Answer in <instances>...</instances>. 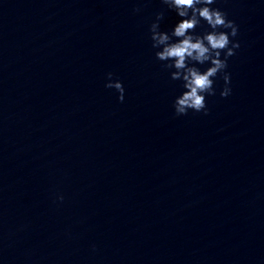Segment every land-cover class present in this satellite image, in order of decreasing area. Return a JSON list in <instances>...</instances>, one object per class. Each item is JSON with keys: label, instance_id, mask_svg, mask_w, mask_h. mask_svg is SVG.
Returning a JSON list of instances; mask_svg holds the SVG:
<instances>
[{"label": "water", "instance_id": "1", "mask_svg": "<svg viewBox=\"0 0 264 264\" xmlns=\"http://www.w3.org/2000/svg\"><path fill=\"white\" fill-rule=\"evenodd\" d=\"M217 4L232 91L177 115L162 0H0V176L66 264H264V0Z\"/></svg>", "mask_w": 264, "mask_h": 264}, {"label": "clouds", "instance_id": "2", "mask_svg": "<svg viewBox=\"0 0 264 264\" xmlns=\"http://www.w3.org/2000/svg\"><path fill=\"white\" fill-rule=\"evenodd\" d=\"M167 9H174L179 17L171 28H162L165 10L155 13L149 24V36L155 57L163 62L173 80L180 81V91L172 106L177 115L193 111L207 113L206 97L217 92V77L223 78L221 96L231 93V73L227 71L228 58L240 47L235 39L239 25L228 16L217 0H162ZM135 11H139L137 7ZM198 25H205L197 30ZM105 87L117 90L123 100L125 87L121 79L108 71ZM63 194L57 199L63 200ZM94 247V245H93Z\"/></svg>", "mask_w": 264, "mask_h": 264}]
</instances>
